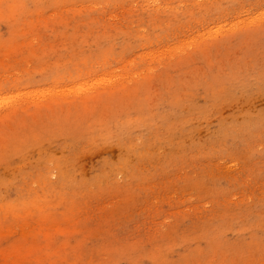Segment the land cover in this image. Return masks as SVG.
<instances>
[{
	"label": "rangeland",
	"instance_id": "obj_1",
	"mask_svg": "<svg viewBox=\"0 0 264 264\" xmlns=\"http://www.w3.org/2000/svg\"><path fill=\"white\" fill-rule=\"evenodd\" d=\"M264 0H0V264H264Z\"/></svg>",
	"mask_w": 264,
	"mask_h": 264
},
{
	"label": "bare ground",
	"instance_id": "obj_2",
	"mask_svg": "<svg viewBox=\"0 0 264 264\" xmlns=\"http://www.w3.org/2000/svg\"><path fill=\"white\" fill-rule=\"evenodd\" d=\"M264 20V19H263Z\"/></svg>",
	"mask_w": 264,
	"mask_h": 264
}]
</instances>
